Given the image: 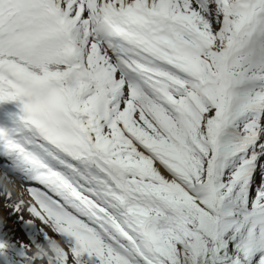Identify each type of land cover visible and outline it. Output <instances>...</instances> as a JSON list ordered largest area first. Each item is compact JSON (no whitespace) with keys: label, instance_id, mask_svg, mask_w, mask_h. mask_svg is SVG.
<instances>
[{"label":"snow or ice","instance_id":"obj_1","mask_svg":"<svg viewBox=\"0 0 264 264\" xmlns=\"http://www.w3.org/2000/svg\"><path fill=\"white\" fill-rule=\"evenodd\" d=\"M0 209V264H264V0H0Z\"/></svg>","mask_w":264,"mask_h":264},{"label":"bare ground","instance_id":"obj_2","mask_svg":"<svg viewBox=\"0 0 264 264\" xmlns=\"http://www.w3.org/2000/svg\"><path fill=\"white\" fill-rule=\"evenodd\" d=\"M25 198L26 199H28V194H27V192L25 193ZM3 211V209H0V212H2ZM21 215L22 216H24V218L25 219H28V218H31L30 217V215L25 211V212H23V213H21ZM15 221H14V219H13V221H10V226H12V227H14L15 226ZM36 223H39V225H40V221L38 220V219H36ZM19 225V224H18ZM22 230V229H21ZM23 231V230H22Z\"/></svg>","mask_w":264,"mask_h":264},{"label":"rangeland","instance_id":"obj_3","mask_svg":"<svg viewBox=\"0 0 264 264\" xmlns=\"http://www.w3.org/2000/svg\"><path fill=\"white\" fill-rule=\"evenodd\" d=\"M8 211H10V209ZM14 229L17 235H19L21 238H26L24 237L23 231L16 225V223H15Z\"/></svg>","mask_w":264,"mask_h":264}]
</instances>
